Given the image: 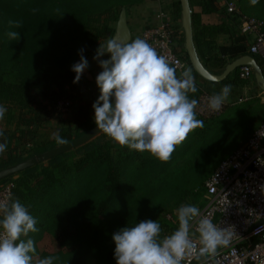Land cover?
<instances>
[{
    "label": "trees",
    "instance_id": "16d2710c",
    "mask_svg": "<svg viewBox=\"0 0 264 264\" xmlns=\"http://www.w3.org/2000/svg\"><path fill=\"white\" fill-rule=\"evenodd\" d=\"M141 1L0 0V104L7 109V122L14 120L15 125L12 130L0 129L3 131L0 143L7 141L6 151L0 153V168L57 145L52 135L33 141L35 129L52 117L58 119L54 132L59 130L67 141L95 125L89 113L90 100L82 98L81 85L86 80L85 84L92 87L94 81L81 76L78 83H73L76 74L71 66L80 59V49L91 60L99 43L111 38L115 25L110 21H116L121 7H125L128 15ZM198 1L202 12L217 9V0ZM235 2L240 12L264 17V0L255 5L250 0ZM175 5L180 11L179 0H175ZM223 10L230 21L237 22V13ZM9 20L22 22V28L11 29L20 32L19 41H10L6 35ZM191 23L193 41L205 66L210 62L222 66L227 60L247 53L244 35L229 45L216 47L206 36L223 27L202 23L200 13L193 10ZM132 34L131 40L139 37ZM177 51L187 59L184 49L183 53ZM104 55L108 58L107 53ZM253 55L264 74V59ZM238 70L239 67L223 80L212 83L221 88L242 85L246 79L239 77ZM195 84L198 91L188 95L198 100L205 87L197 81ZM94 92V98L98 99L97 84ZM232 94L230 90L229 96ZM61 98L75 100L65 116L55 107ZM228 106L225 104L223 110ZM212 117L215 116L209 118ZM207 126L190 132V139L183 146H175L167 162L149 152L122 146L111 138L104 139L101 132L82 145L50 157L46 164L39 162L14 173L11 199H19L38 221L39 231L30 232L23 239L31 238L36 245L47 232L58 243L54 250L37 249L33 264L47 256L59 258L54 264H116L113 233L146 219L160 223L162 237L165 230L171 234L178 227L171 209L187 198L199 201L197 205L202 203L203 183L214 160L195 150L197 157L185 161L177 171L169 173L168 169L190 140ZM24 151L28 152L22 155ZM76 152L81 155L72 158Z\"/></svg>",
    "mask_w": 264,
    "mask_h": 264
},
{
    "label": "clouds",
    "instance_id": "9594fccd",
    "mask_svg": "<svg viewBox=\"0 0 264 264\" xmlns=\"http://www.w3.org/2000/svg\"><path fill=\"white\" fill-rule=\"evenodd\" d=\"M259 0H250L255 5ZM33 11H37L33 9ZM6 33L10 41H19L22 28L18 20L8 21ZM78 50L79 62L71 66L75 72L73 83H78L89 67L88 60ZM105 53L107 59H100ZM102 68L96 76L100 89L93 103L94 121L113 141L139 152L167 162L175 146L184 142L188 134L203 128L204 122L196 118L198 101L189 93L198 88L190 68L177 76V69L145 39L140 37L124 41L109 38L99 43L93 57ZM231 85H225L219 93L208 99V107L219 111L227 100ZM7 109L0 105V119ZM0 136L3 131L0 130ZM57 144L67 140L59 130L52 134ZM7 149V141L0 143V153ZM178 227L169 235L161 236L162 228L157 220L146 219L134 226H125L114 232V258L116 264H183L189 258L198 264H208L217 255L218 248L230 243V235L211 219L201 216L200 209L191 204H181L176 210ZM37 219L19 199L0 200V264H33L36 247L30 232H38ZM195 224L198 247L190 230ZM59 258L47 256L36 264H54Z\"/></svg>",
    "mask_w": 264,
    "mask_h": 264
},
{
    "label": "built area",
    "instance_id": "2783aa9c",
    "mask_svg": "<svg viewBox=\"0 0 264 264\" xmlns=\"http://www.w3.org/2000/svg\"><path fill=\"white\" fill-rule=\"evenodd\" d=\"M218 1L227 12L237 13L238 30L248 37L247 53L264 59V17L240 12L235 0ZM165 15V9L159 7L158 22L144 27L139 37L165 56L180 75L189 65L176 49L175 29ZM238 74L249 79L253 76L252 67L241 65ZM213 94L202 90L195 109L199 116L211 117L221 111L208 107V99ZM203 184L202 203L196 205L201 216L208 217L230 235V243L218 248L217 255L208 264H264V115L248 137L220 159ZM12 187L11 182H0V200L12 196ZM190 235L198 247L195 224ZM183 264L198 262L189 258Z\"/></svg>",
    "mask_w": 264,
    "mask_h": 264
},
{
    "label": "rangeland",
    "instance_id": "374dc122",
    "mask_svg": "<svg viewBox=\"0 0 264 264\" xmlns=\"http://www.w3.org/2000/svg\"><path fill=\"white\" fill-rule=\"evenodd\" d=\"M110 23L115 24L116 21H110ZM100 59H107V57L106 55H103L102 57H100ZM88 62L90 68L88 67L87 69L92 74V79L90 80L94 81V84H92V87H89L85 84L86 80H84L81 83L83 87L82 98L84 100H90L91 107L89 109V113L91 118L94 119L93 118L94 109L92 105L97 100L94 98V94H95L94 90L96 87V76L98 75L99 72L102 71V68L99 66L98 62L93 58ZM205 83L212 84V81L205 80ZM228 99H231L228 100V103L225 101V104L229 105L228 108L225 110H223L224 108H222L221 111L218 114H216L217 116L213 115L215 116L214 118L206 117L209 118L206 119L205 117H201L196 113V118L202 120L204 122V126L205 125L208 126L204 130L199 132L197 135H195L193 139L190 140V143L188 144L184 152L181 155L177 156L176 160H174L171 166L169 167L168 169L169 173L177 171L178 168L185 161L192 159L193 157H197L193 152L196 150L198 152L199 151L204 152V154H206L205 155L206 157H211V159L214 160V163H212L211 167L208 169L207 175L205 177L206 179L208 175L212 172V170L215 168L216 163L221 158H223L228 153H230L232 150H234L238 145H240L242 141L251 133V131L259 124L260 120L264 115V90L258 87L257 91L254 93L246 92L243 93L241 96L234 94L231 97H228ZM74 101H75L74 98L72 99L61 98L56 102L55 107H57L61 111L62 115L65 116L67 112L71 109ZM6 114L7 111L3 119H0V129L8 128L12 130L15 128L14 120H12L11 122L9 121L8 123ZM57 126H58L57 118L52 117L48 119V121L44 124V126H38L35 129V134L33 135V141L39 138L43 139V138L51 137ZM103 138L108 139L109 137L105 134ZM188 139H190L189 135L187 139L178 146H183L184 143L188 141ZM31 143H32L31 140H29L28 144ZM22 147L23 146L19 147V149H21ZM27 152L28 151L22 152V155L27 154ZM111 152L116 153L117 151L116 149H111ZM80 155H81L80 152H76L74 156L71 157L75 158V157H79ZM41 163L46 164L47 160ZM15 177L16 174H13L3 182L4 183L11 182L14 186ZM198 203L199 201H195L191 198H187L178 205L173 206V208L171 209L172 219L178 222L176 210L179 208L181 204H191L196 206ZM168 234L169 231L165 230L163 236ZM35 247L36 250L37 249L54 250L58 248V243L51 233L46 232L36 242ZM35 259L36 257L34 255L33 261Z\"/></svg>",
    "mask_w": 264,
    "mask_h": 264
},
{
    "label": "water",
    "instance_id": "95a60500",
    "mask_svg": "<svg viewBox=\"0 0 264 264\" xmlns=\"http://www.w3.org/2000/svg\"><path fill=\"white\" fill-rule=\"evenodd\" d=\"M180 4V19L181 26L183 30V46L187 55V60L190 63L193 71L202 77L205 80L218 82L223 80L231 72H233L237 67L241 65H250L253 70V76L256 85L264 90V74L262 68L253 54L243 53L230 61H228L221 72L216 73L211 71L199 58L197 53L193 36H192V23H191V13L192 7L189 0H179ZM132 31L129 27L127 21V15L125 7H121L118 17L116 19L115 27L111 38H116L117 40L130 41L132 39ZM76 62H79L77 60ZM82 76H85L87 79H92V74L88 69H85L82 73ZM102 131H99L96 127V124L81 133L80 135L70 139L65 144H57L53 147H50L44 151L32 154L26 158H23L17 162L11 163L4 167L0 168V179L12 175L28 166L34 165L39 162H43L50 157L59 154L61 152L75 148L83 143L94 138Z\"/></svg>",
    "mask_w": 264,
    "mask_h": 264
},
{
    "label": "crops",
    "instance_id": "0c3cea01",
    "mask_svg": "<svg viewBox=\"0 0 264 264\" xmlns=\"http://www.w3.org/2000/svg\"><path fill=\"white\" fill-rule=\"evenodd\" d=\"M190 4L193 11L200 13V20L202 23L207 25H216L223 27L222 30H219L218 32L207 35L206 38L213 41L214 45L216 47L220 45H229L232 43L233 40L237 39L239 35H244L239 32L237 27V22L230 21L227 17L228 15L224 13L221 2L217 0V9L210 12H202L201 5L198 0H190ZM164 8L166 15L165 19L172 25V27L175 29V35L176 37V49L179 50L181 53H183L184 46H182L183 42H180V36L182 30L181 26V19H180V11H178L175 0H142L140 3L136 5L134 9L130 11L128 14V24L131 28L132 33L134 32L136 35H140L141 30L151 24H155L158 22V19L156 18V12L158 8ZM115 25V24H114ZM225 29V30H224ZM247 39V45H248V37L244 35ZM216 49V48H215ZM230 60H227L222 66H215L213 64H209L208 68L216 73H219L222 71L224 65ZM187 68H190L192 70V74L195 78V81H197L200 84H203L205 89L207 91H210L212 93H219L221 91V87L214 84H207L205 83L204 79L197 75L193 69L190 66H187ZM177 75H179L177 73ZM257 85L254 80V76H252L249 79H246V82L242 85H233L231 88V91L234 92V94L242 95L243 93L249 92L254 93L257 91ZM232 94V95H234ZM231 96V95H230ZM229 96V97H230ZM228 99L226 100V102Z\"/></svg>",
    "mask_w": 264,
    "mask_h": 264
}]
</instances>
